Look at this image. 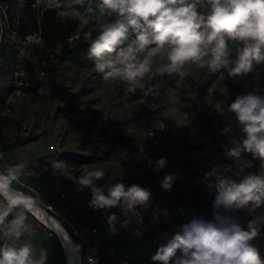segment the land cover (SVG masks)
I'll list each match as a JSON object with an SVG mask.
<instances>
[{"label":"clouds","instance_id":"obj_1","mask_svg":"<svg viewBox=\"0 0 264 264\" xmlns=\"http://www.w3.org/2000/svg\"><path fill=\"white\" fill-rule=\"evenodd\" d=\"M85 2L69 0L67 7L87 24L92 19L87 13L93 10L87 8L84 14L77 11V6ZM198 5H207V14L198 11ZM100 8L116 19L100 23L94 39L88 36L91 40L88 57L105 81L119 80L128 85L130 92L144 89L146 77L175 74L183 79L195 68L206 69L211 74L223 69L228 77L236 78L264 65V0H101ZM229 42L238 45L234 58ZM151 91L149 88L148 92ZM169 98H176L175 90L169 91ZM227 111L234 115L241 136L229 139L231 147L224 153L225 157L242 161L244 154H250L253 160L262 161L261 170L239 179L222 174L221 165L206 171L204 182L215 191L212 218L193 215L179 225L157 247L151 257L154 264H264L261 250L252 243L261 233L259 224L264 222V216L248 220L245 227L230 215L234 211L247 209L253 213L264 208V95L255 90L237 95ZM230 131L228 125L221 135ZM166 162L163 157L146 159L147 166L156 172L164 168ZM251 166L250 162H242L240 171ZM3 167L0 198L4 203H0V226L13 209L22 208L24 211L10 221L4 232L6 238L19 240L24 233H30L26 213H30L37 197L12 189L21 165ZM64 167L62 161L51 165L54 174ZM223 167L225 172L232 170V164ZM103 177V170L85 171L77 181L76 190H90L88 207L106 215L108 235L113 236L118 233L117 222L127 230L130 217L142 220L138 209L150 207L152 192L139 183H115L105 191L94 183ZM174 179L173 175H166L161 186L170 189ZM112 209H117L125 219L120 221ZM163 215L167 218L168 211ZM134 234L139 235V229ZM34 253L35 248L30 243L19 247L0 244V264H46L45 249L40 250L38 257Z\"/></svg>","mask_w":264,"mask_h":264},{"label":"rangeland","instance_id":"obj_2","mask_svg":"<svg viewBox=\"0 0 264 264\" xmlns=\"http://www.w3.org/2000/svg\"><path fill=\"white\" fill-rule=\"evenodd\" d=\"M27 1L31 3L32 9L37 10L47 5L48 1L54 0H12L9 15L7 13L9 17L0 16V148L6 150L7 144L16 137H25L31 133L36 137L33 141L34 147L37 148L35 159L41 160L42 155L48 153V156H52L57 151H61V154L73 152L88 156L89 161H93L89 171L104 172V177L97 181V187L105 191L115 183L126 185L139 183L150 188L151 192L153 189L165 190L160 182L166 175H173L175 179L170 189L178 188L184 193L210 192L207 182L202 179L204 173L214 165H221L223 161V153L218 151L212 134L221 142L239 139L240 126L236 123L234 115L227 111L228 105L237 95L248 91L255 90L258 94L264 95V65L257 66L253 73L236 78L228 77L223 69L215 73L217 77L207 92V99L212 104L208 119L201 107L182 110L176 106H169L152 113L149 102L143 97L136 96L138 88L130 92L128 85L119 80L105 81L95 71L88 51L83 52L78 60H65L59 64L57 80L50 83L41 70V65L45 63L38 60L37 51L45 47L44 40L39 39L36 32L27 35L25 40L21 38L17 29L18 20L14 21L17 30L13 31V22L10 19L12 13L19 19L21 17L26 27L32 29L31 14L24 8ZM68 3L69 0H59L53 8L55 15L61 19L78 17L79 29L86 26L83 35L87 38L91 28L99 29L100 23L116 19L115 16L101 10L100 0H86L83 6H77V11L82 14L87 8L93 10L87 13L92 19L85 24L67 7ZM198 11L207 14L208 6L198 5ZM74 36L78 37L79 33H75ZM229 44L234 58L238 45L235 42ZM29 60L36 66L42 78L36 91H25L22 88V85L28 84L24 67ZM200 72L201 70L193 68L183 79L176 76V82L178 85L185 83L186 89L190 90L188 80L200 79ZM21 75L23 78H20ZM148 82L162 80L146 77L144 83ZM228 125L231 126V131L221 135ZM20 154L19 151L13 152L8 158L13 155L17 159L22 157ZM148 157L153 159L163 157L167 161L166 165L158 172L153 171L147 166ZM245 161L250 162L252 166L241 172L240 165ZM39 166L37 164L29 168L35 175H30L27 180L34 181L41 177L35 173L37 170L41 175V168L37 169ZM261 167L262 161L253 160L250 154H244L242 161H235L234 171L242 178L249 173H258ZM213 190L214 188L211 191ZM192 195L193 193L188 195L189 198L183 199L195 201L196 195ZM214 196L212 195V200ZM203 206L209 205L204 202ZM170 207L169 205L167 208ZM86 209H82L79 215L84 219L87 218L86 215H91L96 223L101 224L100 220L103 217ZM262 209H257L253 213H249L247 209L241 212H246L250 220L254 219V216L255 219L264 216V211L257 214ZM241 212L234 211L232 216H237ZM76 213L72 210L68 215L74 216ZM167 227L166 231L169 234L174 232L171 226ZM260 228L261 233L254 240L255 244H260V237L263 239L261 242H264V226ZM4 232L0 244L6 243L10 246L18 242L22 245L32 244L43 239L44 235L40 230H36L30 235L24 233L19 240L7 238L3 241ZM121 235H118V247L120 251H124L127 245L130 246V242ZM47 254L46 264L62 263L60 254L55 255L54 251H47ZM108 262L116 264L110 260Z\"/></svg>","mask_w":264,"mask_h":264},{"label":"built area","instance_id":"obj_3","mask_svg":"<svg viewBox=\"0 0 264 264\" xmlns=\"http://www.w3.org/2000/svg\"><path fill=\"white\" fill-rule=\"evenodd\" d=\"M57 3H59V0L48 1L47 5H43V7L53 9ZM11 5V0H0L1 17L5 18L9 15ZM16 30L14 29L13 31ZM36 35H39V39H43L40 31L36 32ZM74 37L73 35L69 39L73 40ZM0 153L3 154V159L0 160V171H4L3 165L8 164L5 161L4 149L0 148ZM54 161H62L65 165L61 171L55 174L51 168ZM48 163L49 167L45 170L46 175L40 182L29 184L19 181L21 187L12 186V189L18 193L22 192L37 197V201L30 213L39 224L45 227L50 235L56 236L60 241L65 263L70 264V259L73 255L78 264H109L108 260L116 264H126L124 258L117 252L116 247L111 242L112 236L108 235V224L102 229L98 225L82 219L79 215L82 209L90 208L87 202L91 198L89 189H85L82 192L76 190L78 187L77 181L83 174V167L65 161L62 158L61 151L53 154L49 158ZM153 190L156 191L157 189ZM191 193L193 192L187 191L184 193L181 189H174L175 200L178 203L182 202L186 207V222L193 215H201L205 219H211L214 211L212 197L206 192H202L203 201L209 206L195 204L192 199L181 201L184 197L189 198L188 195L190 196ZM170 208L173 207L171 206ZM72 210L77 213L74 216H69L68 214ZM138 210L141 212L142 220L137 221L134 217H130L131 223L127 230L121 226L120 222H117L118 233L126 232L130 235H135L134 231L136 229H139V233L142 231L149 217L150 210L149 208ZM160 210L164 213L166 209L160 207ZM112 211L117 212L120 221L125 219L117 209H112ZM95 212L106 219V215L102 211ZM232 217L246 227L250 216L246 212H241L239 215ZM177 229L178 227L175 230ZM158 245L159 241L155 240L148 249L150 254L156 252Z\"/></svg>","mask_w":264,"mask_h":264},{"label":"trees","instance_id":"obj_4","mask_svg":"<svg viewBox=\"0 0 264 264\" xmlns=\"http://www.w3.org/2000/svg\"><path fill=\"white\" fill-rule=\"evenodd\" d=\"M24 8L25 11L27 10L31 14L32 29H28L23 19L21 17L20 19L17 18V15L12 13L10 14V19L13 22V28L15 29L14 21L18 20V33L24 40L27 35L40 31L45 47L37 51L38 60L45 63L41 65L44 77L47 78L50 83H55L58 76L59 64L65 60H78L83 52L88 51L91 40L83 35L86 26L79 29L80 20L78 17L61 19L55 15V10L52 8H44L42 6L37 10L32 9L31 3L28 1L26 5H24ZM98 31V28H91V39H94L96 35H98ZM75 33H79V36L70 40L69 38ZM24 69L26 71L25 78L28 80V84L22 85V88H24L25 91H36L42 80L36 66L29 60ZM199 76L200 79L192 78L188 80L190 83V90L186 89L185 83L182 85L177 84L175 74L172 76H157L152 79L162 80V82L146 83L144 89H137L136 96L138 98L143 97L149 102L152 113H157L169 106H176L182 110H193L196 107H201L204 110L205 117L208 119L209 112L212 110V104L209 103L207 99V92L211 83L217 77V74L210 75L205 70H201ZM20 78H23L22 75ZM149 88L152 89L151 92H148ZM170 90H175L176 98L174 100L169 98ZM35 139L36 137L31 133L25 137H16L15 140L7 144L6 150L30 143ZM212 140L217 143L218 151L223 153L220 172L229 178L239 179L234 171L235 161L227 159L224 155L227 149L231 147V144H229L227 140L221 142L215 134H212ZM62 158L76 165L89 162V157L81 153H63ZM227 164H232V170L229 172L224 171L223 166Z\"/></svg>","mask_w":264,"mask_h":264},{"label":"crops","instance_id":"obj_5","mask_svg":"<svg viewBox=\"0 0 264 264\" xmlns=\"http://www.w3.org/2000/svg\"><path fill=\"white\" fill-rule=\"evenodd\" d=\"M21 152L20 155L22 157L19 158H14L13 155H10L11 158H8L9 154H12L13 152ZM35 154H37V148L34 147V142L32 143H26L24 145H20L16 148H12V150H5L4 151V156H5V161L8 164L12 165H21V171L19 173V178L17 181L13 182L12 186L20 188L21 185L19 184L18 181H22L25 183L29 184H36L40 182L46 175L45 173V166L49 167L48 160L51 156L42 155L43 159H35ZM93 161L85 162L80 164L83 167V172L89 171L90 166H92ZM39 164L40 166L37 169L41 168V175L38 173L36 170L35 173L37 176V179L34 181L27 180L31 176L28 173H32V171L29 169L33 165ZM28 166V168H27ZM35 175V174H34ZM36 177V176H35ZM204 180V178H202ZM94 183L97 186V181H94ZM207 194L214 196L215 191L206 192ZM193 195L195 196V204H199L203 206L204 201L202 197V193H196V191L193 192ZM192 195V196H193ZM175 194L173 189H158L156 191L152 190V201L151 205L149 207L150 213L149 217L142 229V231L139 233V235H130L126 232L118 233L116 235H113L111 237V242L112 244L116 247L117 252L124 258L126 261V264H154V262L151 260V257L153 254H150L149 252V247L153 244L155 240L159 241V245L164 243L168 236L170 235L166 229L168 228L167 226H171L172 230L174 231L179 225L185 223V213H186V207L182 204V202H177L175 200ZM215 197V196H214ZM213 197V198H214ZM181 201H185V199L182 198ZM0 203H4L3 198H0ZM172 206L173 208H167L168 206ZM160 207H164L168 213L169 216L165 218L163 213L160 210ZM87 211H93L91 208H87ZM24 210L22 208H15L12 210L11 214L6 218L5 223L3 226H0V242H1V237H3L2 232H4L7 227L9 226L10 221L18 214L23 212ZM261 211H264V208L262 210H259L257 214ZM208 212V211H207ZM95 214V211H93ZM209 213V212H208ZM28 218L26 220V224L30 225V233L26 232L28 235L32 234L34 231H41L43 235V239H41L38 242L32 243V245L35 248V255L38 257L40 254V250L43 248L48 252H55V255L60 254L62 258V263L61 264H66L65 263V257L64 253L61 248V243L57 239L56 236H52L48 233V231L43 227L41 224H39L34 217L31 215V213H26ZM101 215V214H100ZM230 215H234V213H230ZM256 215V214H255ZM102 216V215H101ZM80 217L84 219L81 215ZM84 220L90 221L96 225H98L100 228H104L107 225L106 219L103 217V219L100 220V223L95 222V218H93L91 215H86ZM255 219V216H254ZM252 220V218L250 219ZM264 226V224H259V227ZM122 234L121 236H124L127 242H130V246H126L124 251H120L118 247V235ZM133 238V240H132ZM6 237L3 238V241H6ZM263 240V239H262ZM261 237L259 239L260 244H255L254 240L252 241L253 244H255L260 250L262 256H264V242H261ZM2 241V242H3ZM4 243V242H3ZM22 244L18 242V244H13L14 247H19ZM158 245V246H159ZM59 248V249H58ZM58 249V250H57ZM57 257V256H56ZM51 258L49 257V261Z\"/></svg>","mask_w":264,"mask_h":264},{"label":"bare ground","instance_id":"obj_6","mask_svg":"<svg viewBox=\"0 0 264 264\" xmlns=\"http://www.w3.org/2000/svg\"><path fill=\"white\" fill-rule=\"evenodd\" d=\"M72 254H74V253H72ZM70 264H78V263H76V258L73 255H72L71 259H70Z\"/></svg>","mask_w":264,"mask_h":264},{"label":"water","instance_id":"obj_7","mask_svg":"<svg viewBox=\"0 0 264 264\" xmlns=\"http://www.w3.org/2000/svg\"><path fill=\"white\" fill-rule=\"evenodd\" d=\"M32 209H33V208H32ZM32 209H31V210H32ZM66 264H68V263H66Z\"/></svg>","mask_w":264,"mask_h":264}]
</instances>
